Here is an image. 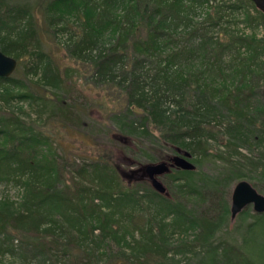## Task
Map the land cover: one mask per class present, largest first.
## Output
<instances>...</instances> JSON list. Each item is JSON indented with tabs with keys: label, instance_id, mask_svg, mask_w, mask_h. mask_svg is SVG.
Here are the masks:
<instances>
[{
	"label": "trees",
	"instance_id": "trees-1",
	"mask_svg": "<svg viewBox=\"0 0 264 264\" xmlns=\"http://www.w3.org/2000/svg\"><path fill=\"white\" fill-rule=\"evenodd\" d=\"M58 9L78 15L81 31H71L68 51L89 58L96 84L125 85V109L113 116L122 117L117 136L153 145L136 148L143 164L169 160L161 153L168 150L194 167H170L160 193L130 182L104 155L68 162L35 121L4 111L3 103L29 100L48 108L49 121H86L75 103L31 90L30 83L58 90L67 79L42 49L30 6L0 0V50L35 76L0 77L8 88L0 93V182L24 190L19 202L0 204V255L42 264H168L175 250L196 255L195 264H264V244L214 243L231 214L227 189L247 175L232 170L212 179L201 171L211 159L232 161L241 148L264 143V13L252 0H51L46 12L56 32L67 30L63 17L52 16ZM247 165L264 192V152ZM145 207L156 213L139 212ZM249 216L250 231L263 233L264 213ZM176 229L196 234L173 247L168 234ZM0 264H9L2 255Z\"/></svg>",
	"mask_w": 264,
	"mask_h": 264
},
{
	"label": "rangeland",
	"instance_id": "rangeland-1",
	"mask_svg": "<svg viewBox=\"0 0 264 264\" xmlns=\"http://www.w3.org/2000/svg\"><path fill=\"white\" fill-rule=\"evenodd\" d=\"M6 4H13L15 6H22L27 4L30 6L33 24L36 26L38 31V38L42 44V49L48 53L56 65L59 67L61 76L66 80V85L61 86L60 89L55 90L53 85L40 86L35 83L31 84V90L37 92L40 95H49L52 99L57 100L61 98L63 101L73 102L76 104L78 109L84 113L83 125L81 126H63L55 121L47 120L48 108H42L38 104L32 103V101H11L9 105L2 104L4 111H14L27 121H35L38 129L57 139L60 143L62 150L60 153H64L67 156L68 162L74 163L76 159L77 163L82 162V158L86 157H98L104 155L105 158L110 160L121 167L124 170L128 180L130 182L143 181L152 185L151 181L145 173V167L148 165L145 163V158L142 156L139 150L136 148H147L150 149L153 145H150L149 141L145 139L136 138L132 139L117 136L119 129V122L122 121V117L116 120L113 116L120 114L124 111L126 104L125 99V85L119 86L113 83L106 85L96 84V78L92 77L93 69L89 58L76 59L68 51V43L70 40L71 31L79 33L81 31V21L77 17L74 11L65 13L64 10H55L52 13L54 18L63 17V23L67 27L66 32L53 31L50 26V16L46 12V5L51 0H2ZM62 11V12H61ZM54 14V15H53ZM28 24V21H24L18 24L15 29L16 32L24 30ZM243 25H241L242 27ZM26 31V30H25ZM6 31H2L1 36H5ZM15 35V33L13 34ZM109 43V40H106ZM103 45V44H102ZM97 51L95 50V53ZM149 68V67H148ZM120 73H118L119 75ZM13 75L21 77L23 79H33L35 76L26 77L23 73V67L18 62V66L14 71ZM8 88L0 86V93L7 91ZM146 90L148 97L152 95L150 85L147 83ZM11 91H14L12 89ZM124 108V109H123ZM137 116L129 115L128 120H135ZM142 135V134H141ZM4 141V140H2ZM135 145V146H134ZM168 152L169 157L167 164L170 167H177L176 156H182L174 154L168 150H162L161 153ZM264 152V143L255 146L252 150L248 148H241L240 154L235 155L232 161L224 160H213L203 163L201 171L207 174L209 178H217L224 173L234 171L237 175L238 172L246 174V177L242 179H236L232 182L231 186L227 189L228 198L230 199L232 191L236 183L240 180L249 181L260 193L264 194L260 190L259 185L261 183L256 180V174L250 172V166L247 165L248 158L254 155H260ZM144 153H150L147 150ZM184 157V156H182ZM158 163V162H157ZM150 164V163H149ZM164 184L166 179L163 176L160 177ZM144 183V184H146ZM259 183V185H258ZM23 187L16 184L11 180H4L0 182V204L9 200L11 202H19L23 195ZM8 198V199H7ZM231 210V206H230ZM248 210V214L244 215V211ZM139 212H144L146 215L155 214L156 211L153 208L145 207L140 209ZM251 213H256L253 204L247 206L235 219H232L231 214L228 221L222 229L217 233L214 243L219 244L225 241H230L239 245L241 248L247 243L251 246L252 244H264V232L261 234H255L248 228V223L251 222L252 217L249 216ZM171 217L166 218V222L169 223ZM171 231V230H170ZM169 231V232H170ZM196 234L195 230L184 231L180 229L173 230L168 234V241L174 246L181 243L183 239H192ZM18 241H16V244ZM118 246L114 245V250ZM245 248V247H244ZM19 248L16 246V252H19ZM246 250V249H245ZM111 252V251H110ZM83 254V252H81ZM2 259L7 263L11 264H42V259L37 258L34 261H25L19 254H11L9 252H3ZM0 255V256H1ZM196 256V255H194ZM191 253L177 254L173 250L169 254L168 264H195V260L191 261L190 258L194 257ZM105 261L106 259L103 258ZM69 264L70 261H68ZM104 262H102L103 264ZM81 264H91L87 260H84Z\"/></svg>",
	"mask_w": 264,
	"mask_h": 264
},
{
	"label": "water",
	"instance_id": "water-1",
	"mask_svg": "<svg viewBox=\"0 0 264 264\" xmlns=\"http://www.w3.org/2000/svg\"><path fill=\"white\" fill-rule=\"evenodd\" d=\"M256 7L264 13V0H252ZM18 66V60L0 50V77H10ZM177 167L192 169L194 167L186 157L176 156ZM170 171V165L162 161L151 163L145 167V173L152 183L153 188L166 193L167 187L160 179ZM253 204L256 213H264V194L260 193L249 181L240 180L233 188L231 196V217L235 219L247 206Z\"/></svg>",
	"mask_w": 264,
	"mask_h": 264
}]
</instances>
